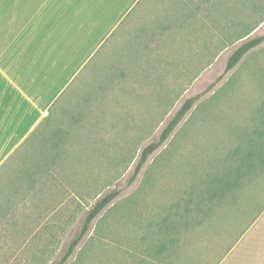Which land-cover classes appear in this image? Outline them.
<instances>
[{"label":"rangeland","instance_id":"obj_1","mask_svg":"<svg viewBox=\"0 0 264 264\" xmlns=\"http://www.w3.org/2000/svg\"><path fill=\"white\" fill-rule=\"evenodd\" d=\"M261 35L264 0L137 6L58 105L52 137L0 169V264L56 263L113 190L65 264H217L264 208V41L226 70Z\"/></svg>","mask_w":264,"mask_h":264},{"label":"crops","instance_id":"obj_2","mask_svg":"<svg viewBox=\"0 0 264 264\" xmlns=\"http://www.w3.org/2000/svg\"><path fill=\"white\" fill-rule=\"evenodd\" d=\"M143 1L0 0V169L54 129L66 93ZM254 220L217 264H264V208Z\"/></svg>","mask_w":264,"mask_h":264},{"label":"trees","instance_id":"obj_3","mask_svg":"<svg viewBox=\"0 0 264 264\" xmlns=\"http://www.w3.org/2000/svg\"><path fill=\"white\" fill-rule=\"evenodd\" d=\"M196 15L195 11L191 12V15ZM264 41V35L255 37L253 39H250L246 42H244L242 45H240L229 57L227 62L226 70H231L236 64L245 56V54L250 51L252 48L256 47L257 45L261 44ZM199 98V95H195L189 99H187L183 105L180 107V109L176 112V114L173 116V118L168 122L166 127L163 129L160 138L157 141H152L149 143L142 151L141 157L136 165L135 172L131 177V180L133 181L136 177V175L141 170L144 163L147 161L149 156L156 151L171 135L177 124L183 119V117L186 115V113L190 110V108L193 106V104L196 102V100ZM48 139L52 137V135H45L44 137L45 142ZM52 140V139H51ZM51 143H54L53 141ZM50 143V144H51ZM56 144V143H55ZM43 147V146H42ZM46 148H43L44 150ZM228 181H225L222 185H220V188H218L217 191H215L214 196H218L219 198H223L229 188ZM120 193L119 190H113L112 192L106 194L104 197H102L95 205L94 207L87 213L86 217L84 218L82 222V227L79 230V232L76 234V236L69 242L65 253L62 255V257L54 264H65L66 261L69 259V257L73 254L75 248L77 245L82 241L84 236L87 234L90 228L91 222L103 211V209ZM217 194V195H216Z\"/></svg>","mask_w":264,"mask_h":264}]
</instances>
